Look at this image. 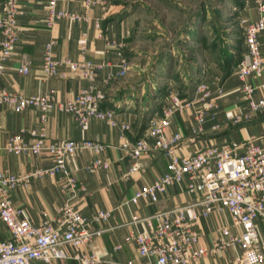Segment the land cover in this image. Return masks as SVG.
Returning a JSON list of instances; mask_svg holds the SVG:
<instances>
[{
	"label": "built area",
	"instance_id": "1",
	"mask_svg": "<svg viewBox=\"0 0 264 264\" xmlns=\"http://www.w3.org/2000/svg\"><path fill=\"white\" fill-rule=\"evenodd\" d=\"M62 1H47L48 27H55L62 19L73 23H92L100 30L99 36L104 37L102 20L94 17L91 10L95 6H100L102 18H106L110 0H83L82 12L64 9ZM255 2L258 17L254 20L240 17L246 53L236 67L241 87L248 99L249 111L254 116L264 115V96L257 97L255 94L260 85L251 81L252 76L261 74L264 70L260 41V35L264 31V0ZM23 14L19 0L1 1L0 75L5 70L6 60L12 54L17 40L18 18ZM88 37L87 32L82 34L80 59L73 60L65 56L56 58L54 46L58 38L54 36L46 43L43 53L41 68L48 76L68 77L70 74L79 73L89 82L88 86L81 88L73 98L58 100L55 88H50L41 95H25L0 88V104L8 105L17 112H22L28 106H35L39 109V119L43 124L47 121L49 111L54 108L58 112L71 113L83 127L93 116L108 125L119 127L121 147L127 150L132 158L126 177L141 168L143 155L152 149H162L167 157L166 171L156 181L144 184L119 206L127 205L129 202L138 203L144 198L158 202L160 193L168 186L184 182L185 179L188 181V193L203 194L202 199L179 204L144 218L132 214L130 222H145L142 230L130 232L126 236V242H134L138 248V258L116 264L194 262L209 252V248L199 244L200 234L197 226L202 217H207L216 210H227L232 222L231 225L222 228L223 237L212 249L238 246L241 251L235 255V262L260 264L264 259L258 228L259 221L264 220V142L250 141L244 145L243 150L234 141L224 144L212 143L189 154H180L177 147L185 137L184 133L180 130L172 134L168 132L174 114L194 104V115L198 124L195 132L202 133L207 113L219 107L214 99V93L223 96L225 86L220 84L214 91L207 81L198 79L190 99L183 98L175 89L168 88L164 95L168 104H163L149 115L142 134L131 138L126 131L132 129V123H119L115 117V109L103 107L106 94L97 85L96 80L107 64L86 57ZM107 45L118 52L122 68L119 76H124L128 71L127 60L122 52L124 43L108 38ZM31 63L30 59H26L18 71L27 74ZM116 107L120 108V105ZM244 118L230 116L229 119L237 124ZM211 128L218 131L220 125L214 123ZM149 138H153L152 145ZM106 147V144L90 139L49 140L45 126L28 131L21 129L9 135L5 144L7 151L33 152L38 155L48 152L51 164L29 174H16L0 168V220L9 233L8 238L0 237V264H32L34 260L47 262L52 259L69 258L71 256L64 249L66 244L78 248L104 232L102 224L111 217L114 208H98L92 214L86 215L76 209L71 197L58 209L55 223L49 219L33 223L22 215V209L14 203L11 191L20 184L28 187L31 177L45 175H50L59 182L63 181L68 188L76 191L78 180L72 168L68 166V160L77 154V150L100 153ZM106 166H108L106 161L94 158L87 167L90 172H94ZM72 257L79 264H98L101 260L97 254L76 253Z\"/></svg>",
	"mask_w": 264,
	"mask_h": 264
},
{
	"label": "crops",
	"instance_id": "2",
	"mask_svg": "<svg viewBox=\"0 0 264 264\" xmlns=\"http://www.w3.org/2000/svg\"><path fill=\"white\" fill-rule=\"evenodd\" d=\"M24 14L18 18L17 40L14 44L11 56L6 60L5 70L0 75V88H5L20 94H43L50 88L57 90L58 100L73 98L89 82L79 73L70 74L68 77L48 76L41 68L42 58L46 43L52 36L58 38L54 46L55 57H69L73 60L82 58L80 42L82 34L87 32L88 48L86 57L96 62H104L107 65L99 74L96 83L106 94L103 103L104 108L115 109V117L119 123L130 122L132 129L126 131L129 137L142 134L147 125L148 116L157 111L163 104H168L164 98L166 90L173 88L176 83L171 78L166 82L158 105L153 109L143 103L141 97L135 98L129 91L118 95L116 85L119 79L120 57L115 48L107 45L108 38H114L124 43L122 52L127 60L128 73L133 68L128 60V48L130 45L131 22L124 14H117L102 18V8L95 6L91 12L94 17L102 20L103 36H99L100 30L92 23L70 22L59 20L58 24L50 28L47 25V1L48 0H19ZM62 7L66 10H84L83 0H63ZM256 2L251 3L243 11L240 17L254 20L257 18ZM261 48L264 57V31L260 35ZM31 60L30 70L27 74L18 71V68ZM199 80L207 81L215 91L218 85L225 86L223 96L214 93V99L219 107L207 113L204 131L196 133L197 121L194 115V104L185 108L182 112L174 114L172 124L168 130L170 134L176 130L184 133L185 137L180 141L177 149L180 154H189L203 149L212 143L224 144L234 141L244 149V145L250 141L264 142V115L254 116L249 111L248 99L241 87L237 70L221 68L210 55L202 58L199 65ZM251 81L260 85L256 96H264V70L261 74L251 77ZM166 88V89H165ZM123 92V91H122ZM127 93V94H126ZM126 94V95H125ZM128 97L125 103V98ZM125 103L120 108L119 103ZM135 104H134V103ZM230 116L245 117L240 123L234 124ZM260 116V117H259ZM262 116V117H261ZM250 117V118H246ZM0 168L16 174H29L38 168L51 164L50 155L44 152L42 155L33 152L14 153L5 149L6 141L12 132L21 129L31 130L45 126L49 140L60 139H90L98 140L107 145L104 151L96 153L89 150H77V154L68 160V166L72 168L78 180V188L72 191L62 181L50 175L43 177H31L29 186L18 185L11 191L14 203L22 209V215L33 223H40L49 219L55 223L58 209L72 197V202L78 211L86 215L92 214L95 209L114 208L111 217L102 224L105 228L101 235H96L91 242L84 243L78 248L66 244L64 249L71 256L63 259H52L47 262L34 260L32 264H79L72 256L76 253L97 254L101 259L98 264H116L126 262L129 259L138 258V248L134 242H126V236L130 232H138L144 228L145 222H130L132 214L141 218L159 213L160 211L187 204L196 199H202L201 192L193 194L187 192V179L184 182L170 185L160 193L158 202L149 199H141L138 203L127 201L136 190L157 179L166 171L167 157L162 149H152L141 158V168L131 175L125 176L132 163V158L127 150L121 147L120 128L108 125L105 121L93 116L86 126L80 123L71 113L58 112L54 108L48 113L44 124L39 119V109L28 106L22 112L15 111L12 107L0 104ZM214 123L220 125L215 131L211 128ZM29 138V136H26ZM153 144V138L148 139ZM98 158L106 161L108 166L100 167L94 172L88 170L91 160ZM82 186V187H81ZM232 219L228 211H213L209 216L202 217L197 226L200 234L199 244L209 248V252L190 264H238L234 257L241 249L238 246L212 249L216 242L223 237L222 228L231 225ZM260 241L264 249V220L258 223ZM0 237L8 238L9 233L0 220ZM119 246V247H118ZM260 264H264V259Z\"/></svg>",
	"mask_w": 264,
	"mask_h": 264
},
{
	"label": "rangeland",
	"instance_id": "3",
	"mask_svg": "<svg viewBox=\"0 0 264 264\" xmlns=\"http://www.w3.org/2000/svg\"><path fill=\"white\" fill-rule=\"evenodd\" d=\"M110 3V15L126 14L131 22L127 55L133 69L119 79L115 93L129 91L126 94L132 96L131 101L141 97L150 109L158 105L169 78L176 83L175 91L190 99L205 54L227 70L232 59L246 53L240 16L251 0H110Z\"/></svg>",
	"mask_w": 264,
	"mask_h": 264
},
{
	"label": "trees",
	"instance_id": "4",
	"mask_svg": "<svg viewBox=\"0 0 264 264\" xmlns=\"http://www.w3.org/2000/svg\"><path fill=\"white\" fill-rule=\"evenodd\" d=\"M241 57H242V55H238L237 58L232 59V60L230 61V63H229L230 68H232V67L234 68L235 66H237L238 61L240 60Z\"/></svg>",
	"mask_w": 264,
	"mask_h": 264
}]
</instances>
